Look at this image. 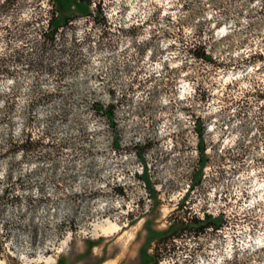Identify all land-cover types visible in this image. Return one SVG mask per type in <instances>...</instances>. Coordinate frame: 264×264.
Segmentation results:
<instances>
[{
    "label": "rangeland",
    "instance_id": "rangeland-1",
    "mask_svg": "<svg viewBox=\"0 0 264 264\" xmlns=\"http://www.w3.org/2000/svg\"><path fill=\"white\" fill-rule=\"evenodd\" d=\"M19 1L0 13V95L16 103L0 122V260L148 264L171 214L221 211L222 229L174 239L160 264H264V0H91L102 19L59 0L75 18L43 66L13 62L42 53L49 17L47 0ZM196 35L218 64L185 51ZM94 100L117 105L113 126ZM197 117L209 163L187 190ZM23 133L43 145L22 154Z\"/></svg>",
    "mask_w": 264,
    "mask_h": 264
},
{
    "label": "trees",
    "instance_id": "trees-1",
    "mask_svg": "<svg viewBox=\"0 0 264 264\" xmlns=\"http://www.w3.org/2000/svg\"><path fill=\"white\" fill-rule=\"evenodd\" d=\"M36 3L41 5L43 3L42 0H38ZM59 0H47L46 4L48 7V21L46 23V31L44 32V40L43 43L40 45V50L42 53L38 54L36 58H30L27 55H24L17 51L13 56V62L20 61L21 63H26L32 66H43L44 65V58L46 57L49 60L51 57L43 56L42 54L44 51L51 50L54 44H56V33L65 27L70 20H73L75 16H62L60 13V4ZM21 4L19 0H4L0 3V13L7 14V12L18 9V6ZM79 4L82 9L83 15H93L96 18H103L102 15V8L100 4L95 5L93 10L89 9V6L92 4L91 0H79ZM105 32V31H104ZM103 32V33H104ZM185 51L189 53L193 58L199 61L207 62L212 65L218 64L217 56L213 53L210 49V45L206 39H201L200 35L193 36V39L190 42H187L185 47ZM12 58V57H11ZM11 58L9 57H0V65L6 64L10 62ZM110 93L113 91L110 89ZM44 100L43 97H34L29 98L26 102V112L28 113L26 123L27 125L30 124L32 117V111L36 104L41 103ZM93 110L97 113H100L105 118H107L108 123L110 126H113V115L114 110L116 108V104L112 101L108 103H101L99 101H92L90 103ZM16 107L15 98L11 91L4 92L0 95V122L6 120L7 122L10 121L11 114L13 113ZM194 126L196 133L199 137L198 145H197V162L192 170V174L190 177V183L187 190L193 189L196 184H198L203 175L205 174V167L209 163V156L206 153V147L203 143L204 141V130L205 125L203 122H199V118L197 117L194 121ZM113 143L116 145L118 142L114 139ZM14 148L20 150L22 154H27L30 151H33L36 147L42 146L43 143L39 139H32L30 133H23V137L19 142L12 143ZM141 144L134 143L133 149L135 154L139 157V159H143V152L140 151ZM5 194V193H3ZM186 196V194H185ZM10 202L12 203L13 200ZM182 204L178 205V208H181ZM188 211V210H187ZM171 220L170 229L159 232L154 237V251L152 253H148L146 255V261L148 264H160V262L164 259L165 253L164 251L170 249V244L173 243L174 239L182 237L183 235H192L195 238L202 236L203 234L211 231L217 232L218 230L222 229L224 224L226 223L227 219L225 217L224 212H217L213 214L211 212H203L201 216L197 214H186L184 211L183 214H171L169 217ZM175 226V227H174ZM235 254L231 256V259L226 260L225 262L236 264Z\"/></svg>",
    "mask_w": 264,
    "mask_h": 264
},
{
    "label": "bare ground",
    "instance_id": "bare-ground-1",
    "mask_svg": "<svg viewBox=\"0 0 264 264\" xmlns=\"http://www.w3.org/2000/svg\"><path fill=\"white\" fill-rule=\"evenodd\" d=\"M101 227V226H100ZM119 227L113 223V225H110V226H104V227H101L100 230L101 232L99 234H108V233H111V232H115ZM98 230V229H97ZM0 264H4L2 260H0Z\"/></svg>",
    "mask_w": 264,
    "mask_h": 264
},
{
    "label": "crops",
    "instance_id": "crops-1",
    "mask_svg": "<svg viewBox=\"0 0 264 264\" xmlns=\"http://www.w3.org/2000/svg\"><path fill=\"white\" fill-rule=\"evenodd\" d=\"M102 264H110L108 261L103 262Z\"/></svg>",
    "mask_w": 264,
    "mask_h": 264
}]
</instances>
